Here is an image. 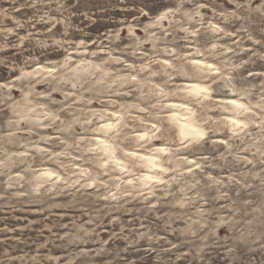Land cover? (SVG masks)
Instances as JSON below:
<instances>
[{"label": "rangeland", "instance_id": "374dc122", "mask_svg": "<svg viewBox=\"0 0 264 264\" xmlns=\"http://www.w3.org/2000/svg\"><path fill=\"white\" fill-rule=\"evenodd\" d=\"M0 264H264V0H0Z\"/></svg>", "mask_w": 264, "mask_h": 264}, {"label": "bare ground", "instance_id": "6f19581e", "mask_svg": "<svg viewBox=\"0 0 264 264\" xmlns=\"http://www.w3.org/2000/svg\"><path fill=\"white\" fill-rule=\"evenodd\" d=\"M190 92L199 95V94H202L203 93V89L201 87L195 85V86L190 87ZM173 118L178 123L180 133H181V135H182V137L184 139H191V138L192 139L193 138L198 139V138L202 137V135H203L202 129H199V128H196V127L192 126L191 124H189L188 121L183 120L178 115H174ZM146 163L149 166H151L153 169L157 167V164L155 163V160L154 159H151L150 158V159H148L146 161ZM145 178H147V179H153V177L152 176H149V175L146 176Z\"/></svg>", "mask_w": 264, "mask_h": 264}]
</instances>
